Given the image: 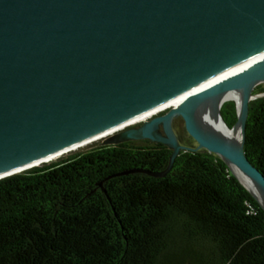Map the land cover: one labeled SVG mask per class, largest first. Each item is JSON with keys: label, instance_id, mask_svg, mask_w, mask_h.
<instances>
[{"label": "water", "instance_id": "1", "mask_svg": "<svg viewBox=\"0 0 264 264\" xmlns=\"http://www.w3.org/2000/svg\"><path fill=\"white\" fill-rule=\"evenodd\" d=\"M263 84L264 0H0V180L98 140H148L173 154L165 171L140 172L165 178L183 151L206 150L264 209V174L245 151ZM230 94L242 96L233 128L222 113ZM212 110L228 131L241 126V144L210 129ZM178 118L197 148L181 142Z\"/></svg>", "mask_w": 264, "mask_h": 264}, {"label": "trees", "instance_id": "2", "mask_svg": "<svg viewBox=\"0 0 264 264\" xmlns=\"http://www.w3.org/2000/svg\"><path fill=\"white\" fill-rule=\"evenodd\" d=\"M254 94H264V84ZM230 128L235 102L222 109ZM181 142L197 143L185 127ZM245 151L264 174V97ZM101 141L0 180V264H264V209L206 150Z\"/></svg>", "mask_w": 264, "mask_h": 264}, {"label": "bare ground", "instance_id": "3", "mask_svg": "<svg viewBox=\"0 0 264 264\" xmlns=\"http://www.w3.org/2000/svg\"><path fill=\"white\" fill-rule=\"evenodd\" d=\"M257 60H253L250 63H247L241 67H238L226 74H224L223 76H220L219 78L215 79L214 81L204 85L203 87L209 86L211 84H213L214 82H217L218 80H221L225 77H228L246 67H248L249 65H251L253 62H256ZM202 87V88H203ZM186 98L185 96H182L180 98H177L176 100L172 101L170 104L164 106L162 108V110L158 111L159 112H163V111H167L170 108H175L178 107ZM226 100L228 101H232V102H236L238 104L239 109L241 108L242 105V96L241 94H230L228 95V97L226 98ZM144 120V119H143ZM208 125L210 126V129H212L213 132H217L227 138H230V140H233L236 144H241L242 143V128L239 125L236 130L234 132H230L228 131L227 127L225 126V124L222 122V120L219 117V114L216 111L212 110V114L211 116H209V120H208ZM101 140H98L97 142H99ZM88 146V145H87ZM85 147V146H84ZM234 171L236 172V174L238 175V177L241 179V181H243V183L254 193H256L258 196H261V194H259V191L257 189V187L246 177L244 176L236 167H233ZM263 201V200H262Z\"/></svg>", "mask_w": 264, "mask_h": 264}, {"label": "rangeland", "instance_id": "4", "mask_svg": "<svg viewBox=\"0 0 264 264\" xmlns=\"http://www.w3.org/2000/svg\"><path fill=\"white\" fill-rule=\"evenodd\" d=\"M168 111V110H167ZM167 111H164V113L165 112H167ZM185 127V125H184V122H183V120L181 119V118H178V119H176V121H175V128H176V131H177V133L179 132V133H181V137L183 138V139H186V135L183 133V128Z\"/></svg>", "mask_w": 264, "mask_h": 264}]
</instances>
